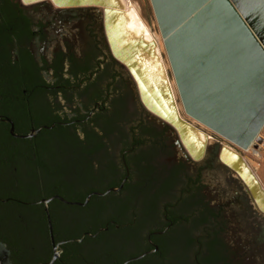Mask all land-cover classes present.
Wrapping results in <instances>:
<instances>
[{"label":"flooded vegetation","instance_id":"obj_1","mask_svg":"<svg viewBox=\"0 0 264 264\" xmlns=\"http://www.w3.org/2000/svg\"><path fill=\"white\" fill-rule=\"evenodd\" d=\"M34 3L0 0V242L10 264L236 263L220 212L231 197L210 202L182 162L171 160L173 182L150 189L159 212L140 213L135 193L151 149L166 148L162 133L127 108L103 27Z\"/></svg>","mask_w":264,"mask_h":264},{"label":"water","instance_id":"obj_2","mask_svg":"<svg viewBox=\"0 0 264 264\" xmlns=\"http://www.w3.org/2000/svg\"><path fill=\"white\" fill-rule=\"evenodd\" d=\"M38 1L45 0L25 4ZM46 1L59 8L101 9L111 55L131 75L143 107L175 130L193 160L204 156L208 142L195 154L180 124H193L208 140L215 136L242 150L254 146L264 127V0H149L181 107L191 122L182 117L175 93L148 87L133 59L137 48L148 44L124 43L111 0ZM162 95L172 97L177 108H164ZM236 176L262 211L247 184ZM8 255L5 243L0 242V264H10Z\"/></svg>","mask_w":264,"mask_h":264},{"label":"rangeland","instance_id":"obj_3","mask_svg":"<svg viewBox=\"0 0 264 264\" xmlns=\"http://www.w3.org/2000/svg\"><path fill=\"white\" fill-rule=\"evenodd\" d=\"M126 6H130L137 12L141 20L146 25L149 35L153 37L158 43V50L161 51L167 74L170 78L171 86L174 87V93L177 97V103L180 105V113L184 119L191 122V119L184 113L179 100L177 88L174 84L173 76L170 70L169 62L162 44V40L157 28V24L153 15V11L149 0H125ZM50 3L48 1H41L28 6V9L42 8L40 4ZM57 8V6L54 5ZM59 8V7H58ZM64 11L76 13L77 25H91L100 32L102 26V11L94 7H79V8H60ZM101 27V28H100ZM100 28V29H99ZM110 61L111 55L109 53ZM115 69L122 68L124 78V90L126 92L127 108L134 109L136 112L135 120L139 119L141 122L148 124L154 129L162 133L164 137L162 143L166 148L161 146H154L150 153V160L152 166L150 172L145 173L148 177L142 176L141 187L135 193V204L140 213H157L159 212L161 196L158 191L151 193L150 189L157 187L160 183L169 178L176 170L175 165L171 162H182L185 174L194 175L197 172L200 175L201 182L205 185L206 197L210 202L224 203L231 197V212L229 210H220L221 218L224 220L223 238L226 245L232 252H234L235 262L227 261V264H264V212L258 210L255 204L250 199V196L243 186L242 182L236 174L228 168L219 159V154L225 142L215 136L208 140L204 156L198 160H191L186 154V150L179 145L175 144L178 136L174 129L167 128L161 124L160 120L148 113L140 102L136 84L129 72L121 64L112 61ZM118 71V70H117ZM133 117H131V120ZM203 129V127L201 128ZM205 130V129H204ZM264 138V127L259 132L254 141V146L248 150L239 149L230 145L238 151L249 163L250 167L257 176L259 183L264 189V144L261 140ZM163 148V149H162ZM257 153H255V151ZM254 151V152H253ZM170 158L168 160L167 158ZM170 177L168 183L174 181ZM147 179V180H146ZM167 183V182H166ZM163 185V184H162ZM166 185V184H164ZM213 194L215 197H213ZM169 196H172L171 194ZM214 198V199H213ZM181 205L183 204L180 200ZM191 226L188 225L184 230V237L190 233ZM184 237L180 240H175L172 247L175 256L181 257L183 254ZM195 249V248H194ZM147 259L141 260L140 263L145 262ZM172 264V263H160ZM181 264V263H179Z\"/></svg>","mask_w":264,"mask_h":264},{"label":"bare ground","instance_id":"obj_4","mask_svg":"<svg viewBox=\"0 0 264 264\" xmlns=\"http://www.w3.org/2000/svg\"><path fill=\"white\" fill-rule=\"evenodd\" d=\"M112 9L115 11L117 23L121 26V33L124 43L141 41L148 44L146 48L138 47L135 52L134 60L141 68L148 87L150 89L171 90V80L167 75L161 51L158 50L157 41L149 35L146 25L141 20L137 12L130 6H126L124 0H111ZM161 105L166 109H176L177 105L172 97L162 95L160 98ZM182 136L189 144L191 150L197 154L202 151L205 143L208 142V137L199 128L193 124L181 125ZM220 159L244 180L254 196L258 207L264 211V189L259 183L256 174L250 167L246 159L234 148L227 144H223L220 152ZM235 173V174H236Z\"/></svg>","mask_w":264,"mask_h":264},{"label":"snow or ice","instance_id":"obj_5","mask_svg":"<svg viewBox=\"0 0 264 264\" xmlns=\"http://www.w3.org/2000/svg\"><path fill=\"white\" fill-rule=\"evenodd\" d=\"M29 2H31V0H25V3H29Z\"/></svg>","mask_w":264,"mask_h":264},{"label":"built area","instance_id":"obj_6","mask_svg":"<svg viewBox=\"0 0 264 264\" xmlns=\"http://www.w3.org/2000/svg\"><path fill=\"white\" fill-rule=\"evenodd\" d=\"M261 143L264 144V138L261 140Z\"/></svg>","mask_w":264,"mask_h":264},{"label":"crops","instance_id":"obj_7","mask_svg":"<svg viewBox=\"0 0 264 264\" xmlns=\"http://www.w3.org/2000/svg\"><path fill=\"white\" fill-rule=\"evenodd\" d=\"M254 151H255V150H254ZM254 151H253V152H254ZM255 153H257V152L255 151Z\"/></svg>","mask_w":264,"mask_h":264}]
</instances>
